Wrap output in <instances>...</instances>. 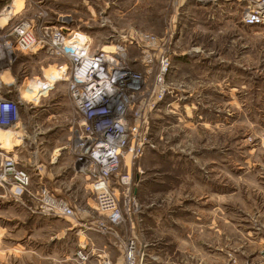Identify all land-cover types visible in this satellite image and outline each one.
I'll return each instance as SVG.
<instances>
[{"label":"rangeland","instance_id":"rangeland-1","mask_svg":"<svg viewBox=\"0 0 264 264\" xmlns=\"http://www.w3.org/2000/svg\"><path fill=\"white\" fill-rule=\"evenodd\" d=\"M22 1V16L34 21L37 34L48 21L87 34L96 46L112 36L120 39L141 31L168 37L172 93L152 112L151 145L131 168L141 206L134 227L129 222L118 227L120 237L89 229L94 218L103 216L88 187L86 197L77 192L78 201L66 197L84 208L76 209L75 218L29 209L27 196L26 211L0 199L3 248L9 239L8 245L16 247L27 233L29 245L23 251L29 253V264H67L59 262L58 255L77 253L80 247L74 251L73 240L89 238L98 253L122 264L123 244L134 234L146 264H263L264 24L244 22L248 1ZM12 3L0 0V11ZM66 15L70 18L62 21ZM140 52L136 45L130 47L132 58H139ZM17 56L13 70L19 85L26 75H50L57 72L55 64L68 63L43 50ZM24 90L25 85L21 93ZM30 103L29 132H38L49 154L71 134L73 110L66 81ZM0 190L10 197L1 186ZM72 224L77 228L64 230Z\"/></svg>","mask_w":264,"mask_h":264},{"label":"built area","instance_id":"built-area-1","mask_svg":"<svg viewBox=\"0 0 264 264\" xmlns=\"http://www.w3.org/2000/svg\"><path fill=\"white\" fill-rule=\"evenodd\" d=\"M247 1L244 22L264 24V0ZM5 11H0V130H9L20 143L5 147L0 140V186L16 202L24 203L27 196L29 209L47 216L75 218L76 209H84L75 207L43 182L36 188L32 186L33 171L41 176L45 166L37 148L38 132L26 134L30 126L23 117L29 116L34 98L40 101L58 82L66 81L73 112L69 120L71 134L62 150L74 171L86 180L95 196V209L103 216L94 218L88 228L120 237L117 228L127 222L134 227L141 207L132 165L151 145L152 112L172 93L168 77L173 54L168 37L141 31L120 39L112 36L96 46L92 37L63 23L44 21L37 34L34 21L22 16V8L2 25ZM69 18L61 16L62 21ZM132 45L140 49L139 58L131 57ZM36 50L67 59L64 66L55 64L62 80L52 83L45 74L26 75L23 84H18L13 70L17 53L28 55ZM24 85L26 92L34 93L33 99L21 93ZM27 139L32 153L29 162L21 164L18 151ZM145 256L136 235L131 234L123 244L122 264H146ZM76 258L81 263L89 261L86 246L80 247ZM102 264L113 262L103 258Z\"/></svg>","mask_w":264,"mask_h":264},{"label":"crops","instance_id":"crops-1","mask_svg":"<svg viewBox=\"0 0 264 264\" xmlns=\"http://www.w3.org/2000/svg\"><path fill=\"white\" fill-rule=\"evenodd\" d=\"M186 0L182 1V4L185 3ZM139 3V0L136 1V4ZM181 4V3H180ZM181 4V5H182ZM23 121L25 123H29V116L24 115ZM29 133V129H27V133ZM17 143H20L18 141ZM66 143V140L58 141L57 144L53 145L52 151L49 152V154H46V146L44 144V141H40V143L37 145V148L41 146L42 152L40 156V160L42 161L43 165L45 166L44 172L42 175H38L37 173L34 172L33 174V183L32 186L33 188H36L37 185L40 182L45 183L48 185L52 191H54L56 194L75 199L74 201H78L75 195H78L80 193H83L84 196L89 193L87 190V185H85V180L84 177L81 175L77 174L74 169L73 165L71 162H68L69 160L67 159L66 153L62 150L63 145ZM31 151H29V139L25 141V146L18 151V156L20 158L21 164L23 163H28L29 162V157L31 155ZM48 155V156H47ZM87 183V182H86ZM83 196V195H82ZM0 199L2 202H8V206L15 207L16 210L20 209L21 211H26L25 209L27 208L25 204L16 202L10 197H6L4 195L3 191L0 190ZM89 200H92L89 198ZM90 202V201H88ZM26 208H25V207ZM28 209V208H27ZM18 219L20 216H16ZM45 219H49V217H44ZM24 223V221H23ZM1 228V227H0ZM6 229V228H2ZM73 230L76 229V225H71L68 228L64 230ZM78 230V233L82 232V230ZM66 234V233H65ZM64 234V235H65ZM64 238V236H63ZM10 240L4 241L5 248H3V244H0V264H10L14 262L15 264H29V253L26 251H23L24 246L27 248V245H29V236H27V233L25 236L23 235L19 242H17V246L14 248H11L8 244H10ZM65 240V239H64ZM68 240V239H67ZM73 249L74 251H77L79 247L81 246H86V249L90 252V259L86 263H81L77 260L76 258V253H68L62 254V256L58 255V261L62 263H67V264H102L103 258L105 256L102 253H98L100 249L96 245L95 241L89 238H85L82 240L81 237H79L76 240H73ZM66 241H64L65 243ZM104 246V245H103ZM15 250V252H14ZM19 250V251H18ZM72 250V251H73Z\"/></svg>","mask_w":264,"mask_h":264},{"label":"bare ground","instance_id":"bare-ground-1","mask_svg":"<svg viewBox=\"0 0 264 264\" xmlns=\"http://www.w3.org/2000/svg\"><path fill=\"white\" fill-rule=\"evenodd\" d=\"M22 5H23L22 0H13L12 5L9 6L6 9V11L4 12V16L1 19V24L4 25L9 18H11L15 13L19 12V10L22 8ZM67 20L68 19H66V21ZM52 72L50 75H47L50 79V82L57 83V81L63 79L60 77V73H58V71L57 72L55 71L53 73ZM22 94L28 99H30L34 96L33 92L28 93V92H26V90H24ZM8 132H10V131L9 130H0V140H3V144L5 145V147L10 145L11 141L15 142V143H17L19 141L18 137L15 134L11 135V132L9 134H8Z\"/></svg>","mask_w":264,"mask_h":264}]
</instances>
